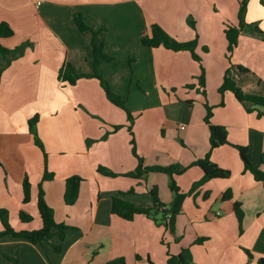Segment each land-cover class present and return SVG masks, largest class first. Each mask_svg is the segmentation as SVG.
Returning a JSON list of instances; mask_svg holds the SVG:
<instances>
[{
    "label": "crops",
    "instance_id": "crops-1",
    "mask_svg": "<svg viewBox=\"0 0 264 264\" xmlns=\"http://www.w3.org/2000/svg\"><path fill=\"white\" fill-rule=\"evenodd\" d=\"M240 1L0 0V22L13 31L10 37L0 38V45L14 49L25 44L0 77V209L8 211L17 231L39 227L36 200L46 168L53 174L42 182L46 203L55 222L68 226L63 241L55 236L43 244L0 236V264L7 258L17 264H108L118 259L124 264H166L170 255L187 247L193 264H257L264 259V184L243 171L238 151L231 145L211 153L212 162L230 171V176L209 180L185 198L175 220L179 243L150 217L138 214L125 220L114 215L111 199L120 193H125L122 199L127 202L146 207L152 203L149 192L156 187L160 202L168 205L172 200L168 177L158 172L139 179L123 176L137 166L126 113L108 102L97 79L81 77L70 85L58 77L66 65L80 75L94 71L90 34L80 32L74 21L80 14L99 30L103 51L113 57L96 70L125 99L134 118L136 153L145 166L178 165L181 171L206 154L207 103L213 107L211 123L225 127L228 141L246 147L253 166L264 172V118L248 113L231 92L223 96L218 92L232 63L240 89L264 95V39L246 26L230 61L227 58L224 29L238 24ZM260 1L248 0L244 22L257 24L264 32ZM152 24L179 42L196 40L201 64L188 51L143 46L140 39ZM200 65L205 98L196 90ZM236 65L248 72H239ZM188 85L194 89L183 88ZM35 115L45 157L28 130L27 121ZM115 126L118 129L113 131ZM105 133L109 134L102 139ZM99 166L118 176L98 173ZM202 175L200 168L190 166L175 180L186 193ZM71 176L82 181L76 201L66 205L65 181ZM25 177L30 182L26 203ZM227 191L230 199L223 198ZM235 204L242 212L241 223ZM20 211L31 215L32 222L19 223ZM198 238L203 241L196 244ZM58 245L61 250L56 252Z\"/></svg>",
    "mask_w": 264,
    "mask_h": 264
},
{
    "label": "trees",
    "instance_id": "trees-1",
    "mask_svg": "<svg viewBox=\"0 0 264 264\" xmlns=\"http://www.w3.org/2000/svg\"><path fill=\"white\" fill-rule=\"evenodd\" d=\"M248 0H241L239 3L238 9V24L237 25H226L224 29V36L227 42V58L230 61V55L237 47L238 38L240 31L247 26V28L253 33L260 35L262 39H264V32L260 30L257 24H249L247 25L244 22V15L246 12ZM262 5H264V1H260ZM74 21L76 26L78 27L80 32H89L90 34V45H91V56H92V65H93V73L80 75L74 72L71 66L66 65L60 72L59 78L70 85H74L76 81L81 77H90L98 80L100 87L102 88L104 95L108 102H110L115 107L123 110L126 113L127 120L129 122L128 131L131 135V150L133 155L137 158V166L134 171L124 174L123 176H128L131 178L139 179L143 175L158 172L167 175L168 177V188L172 193V200L168 205H164L160 202L158 198L157 188L153 187L150 190V195L152 198V203L146 207H137L130 202L122 199V196L125 193H120V196L112 197L111 199V212L114 215H117L125 220H132L135 215L143 214L147 217H150L154 220L158 225L164 226L171 233L175 232V220L177 215L182 210V205L187 196L192 195L198 188H200L203 184H205L209 180L213 179H226L230 176V171L225 170L217 166L211 160V153L214 149L223 146V145H231L233 146L239 154L240 160L243 165V171L249 172L256 181L264 184V172H261L257 168L253 166L248 156V149L241 145H234L228 141L226 128L219 125H213L211 123L212 111L213 107L204 103L206 112L204 115V122L208 126L209 138L208 144L209 148L206 154L199 159L193 161L190 166H197L202 171V177L194 182L190 188V190L186 193L181 192L178 187L175 175L180 174L186 168H183L181 171L178 170V165H170L167 167L160 166H145L144 161L140 158L136 153L135 141L132 133V124H133V116L129 112L126 107L125 99L113 92L110 88L109 83L102 78L96 70V66L101 62L109 63L113 61V57L108 56L103 51V38L99 36V30H96L94 27L88 25L86 20L80 15L76 14L74 16ZM13 34L10 26L4 22H0V38H7ZM141 44L148 48H157L163 47L165 49L178 52V51H188L192 57V59L199 64H201L200 57L195 53V48L197 45L196 40L188 41V42H179L176 39L169 36L161 27L156 24H152L150 26V32L146 35H143L140 39ZM25 44L15 47L14 49H7L0 45V61H2V65H0V77L1 72L4 67H6L12 59L18 57L22 54L24 50ZM203 50L206 51V48L203 47ZM201 67V74L198 78V84L201 88L200 93L205 98V77H204V69ZM234 65L230 63L228 69H226L223 81L218 88V92L221 96L224 95L225 92H231L235 99L245 108L248 113H255L257 118H264V95H253L244 93L240 87L237 85V82L233 78V74L231 72V68ZM236 68L239 72H248V70L240 65H236ZM187 87H193V85H188ZM223 100H221L219 106H223ZM38 115L33 116L28 119L27 125L30 134L33 137L34 144L42 151L44 157L46 156L44 147L37 133V122ZM118 126L113 128V131L117 130ZM109 133H105L102 139H105ZM97 172L109 176L116 177L118 174L111 172L110 170L99 166L97 168ZM53 178V174L48 172L47 169H44L42 178L40 183L38 184V195L36 200V208L38 217L40 220V226L35 227L30 230H20L17 231L14 229V225L9 219L8 211L5 209H0V223L2 225V231L0 232V236L10 235L14 238L24 239L32 244H43L44 242H49L55 236L58 237L60 241H63L65 237V233L68 230V226L62 223H56L54 220L53 210L48 206L44 197V191L42 188V182L49 181ZM82 179L78 176H71L65 181V191H64V203L66 205H72L76 201L78 197L79 187ZM22 191H23V202L26 203L30 200V182L27 177L24 178L22 182ZM231 194L230 191H227L224 194V199H230ZM235 212L238 218L239 223L242 220V212L238 204L234 205ZM159 211L157 215H154L155 211ZM33 218L31 215L26 214L22 211L19 212L17 221L19 223H30ZM241 225V224H240ZM203 241L202 238H198L195 243L199 244ZM54 250L59 252L61 250L60 246H55ZM248 258H251V255L247 252ZM5 264H17V261L13 258H7V262ZM108 264H124L122 259L113 260ZM150 264H153L150 262ZM166 264H193L192 255L189 247L182 248L181 251L177 255H170L167 259ZM250 264V263H247ZM257 264H264V259H259Z\"/></svg>",
    "mask_w": 264,
    "mask_h": 264
},
{
    "label": "rangeland",
    "instance_id": "rangeland-1",
    "mask_svg": "<svg viewBox=\"0 0 264 264\" xmlns=\"http://www.w3.org/2000/svg\"><path fill=\"white\" fill-rule=\"evenodd\" d=\"M185 90H192V89H194L193 87H183ZM197 88H199L200 90H201V88H200V86H199V84H198V87ZM199 89H196L197 91H199L200 92V90ZM202 91V90H201ZM170 92H176V89H171L170 90ZM205 107V106H204ZM205 112H206V109H205ZM167 231H168V233L170 234V235H172V237H173V241L175 242V243H179L180 242V240H181V237L180 236H178L177 237V235L175 234V233H171L168 229H167ZM167 248V247H166Z\"/></svg>",
    "mask_w": 264,
    "mask_h": 264
},
{
    "label": "water",
    "instance_id": "water-1",
    "mask_svg": "<svg viewBox=\"0 0 264 264\" xmlns=\"http://www.w3.org/2000/svg\"><path fill=\"white\" fill-rule=\"evenodd\" d=\"M157 212H158V211L156 210L154 213L157 214Z\"/></svg>",
    "mask_w": 264,
    "mask_h": 264
},
{
    "label": "built area",
    "instance_id": "built-area-1",
    "mask_svg": "<svg viewBox=\"0 0 264 264\" xmlns=\"http://www.w3.org/2000/svg\"><path fill=\"white\" fill-rule=\"evenodd\" d=\"M181 129H184V127H180Z\"/></svg>",
    "mask_w": 264,
    "mask_h": 264
}]
</instances>
